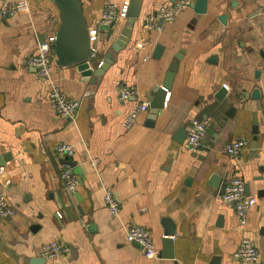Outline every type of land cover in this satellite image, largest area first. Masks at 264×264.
<instances>
[{"label": "crops", "instance_id": "0c3cea01", "mask_svg": "<svg viewBox=\"0 0 264 264\" xmlns=\"http://www.w3.org/2000/svg\"><path fill=\"white\" fill-rule=\"evenodd\" d=\"M129 1L80 0L88 30H98V64L126 22L118 17L103 30L104 7ZM175 1L141 0L129 42L95 84L55 57L49 80L27 64L58 30L53 0H25L14 16L0 18V193L15 209L13 219L0 221V264H241L233 254L243 239L259 253L255 264H264V0H206L205 13L189 5L157 28L159 10ZM176 56L163 108L154 119L140 112L126 129L128 113L149 105ZM52 86L80 101L73 123L56 116ZM123 87L134 90L126 101L118 95ZM192 119L208 122L196 150L184 143ZM236 140L244 146L229 156L225 147ZM60 144L73 149V191L59 178ZM233 177L255 200L244 227L220 197ZM106 189L116 216L103 202ZM128 226L150 233L156 258L127 242ZM168 228L172 237H164ZM51 242L69 253L46 260L41 247Z\"/></svg>", "mask_w": 264, "mask_h": 264}, {"label": "built area", "instance_id": "2783aa9c", "mask_svg": "<svg viewBox=\"0 0 264 264\" xmlns=\"http://www.w3.org/2000/svg\"><path fill=\"white\" fill-rule=\"evenodd\" d=\"M25 0H9L0 8V18H9L16 14V5ZM192 0H177L168 7H163L157 13V28L168 22H172L183 10L187 9ZM128 3H123L119 8L111 4L104 7L101 15L100 26L110 27L114 24L116 18L125 19ZM259 15L264 19V8L259 10ZM98 30H89V39L91 43L92 57L96 56V42ZM54 36H49L39 43L35 54L28 58L27 64L36 70L39 78L49 80L51 76V66L54 61L53 44ZM119 99L126 101L133 97L134 90L123 87L118 91ZM49 102L54 108L56 116L69 122H74L80 101L67 99L56 86H52L48 95ZM149 110L148 103H141L135 106L126 116L123 126L128 129L140 112ZM208 122L192 119L185 127V147L190 150H196L205 137ZM244 144L241 140H236L226 145L225 153L229 156H236L242 150ZM56 158L61 163L59 178L63 184L64 190L73 191L77 182L73 174L72 167L69 164V158L73 156V149L67 144H60L55 147ZM5 177V168L0 167V178ZM8 179L4 181L6 184ZM221 201L229 205L238 218L240 227L246 225L247 212L255 204V200L245 195V186L239 177L231 178L224 186L221 194ZM103 202L113 216L118 213V203L113 197L111 190L106 189L103 195ZM15 216L14 207L7 201L5 194L0 193V221H8ZM60 216V215H58ZM125 238L128 243L137 244L143 250L146 258H156L157 250L153 243L150 233L139 226H128L125 231ZM69 253V249L58 242H51L41 247L42 256L49 261L55 260L60 255ZM233 258L241 264H255L259 259V253L253 243L243 239L233 254Z\"/></svg>", "mask_w": 264, "mask_h": 264}, {"label": "water", "instance_id": "95a60500", "mask_svg": "<svg viewBox=\"0 0 264 264\" xmlns=\"http://www.w3.org/2000/svg\"><path fill=\"white\" fill-rule=\"evenodd\" d=\"M59 11V26L54 36L53 54L57 66L65 67L76 65L78 72L89 80L91 84L99 82V78L104 74L109 65L113 61V53H117L129 42L131 37V30L135 19L138 17L141 0H130L128 3L127 13L125 15V25L120 34L111 44L108 53L104 59L96 61V56L92 57L91 43L89 39V30L86 21L83 17L80 0H53ZM206 0H194L190 3V8L196 14H203L206 11ZM110 27H102L105 31H110ZM160 48H156L155 53L158 54ZM180 56H176L170 64L165 75L164 82L160 88H156L152 98L149 100V111L151 118L154 119L159 110L164 106V101L167 92L171 88V84L175 73L178 69ZM98 65V66H97ZM224 91L218 94L222 95ZM255 139V138H254ZM6 157H4L5 161ZM3 161V162H4ZM0 162V166H3ZM216 187V183L211 184ZM224 191V186L221 189V194ZM245 187V195H247ZM174 232L172 228H168L164 237H172ZM171 240L164 238L163 242L166 246L171 245ZM168 258H172V254ZM44 261V260H43ZM34 263V262H33ZM36 261L34 264H37Z\"/></svg>", "mask_w": 264, "mask_h": 264}]
</instances>
